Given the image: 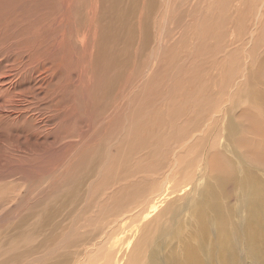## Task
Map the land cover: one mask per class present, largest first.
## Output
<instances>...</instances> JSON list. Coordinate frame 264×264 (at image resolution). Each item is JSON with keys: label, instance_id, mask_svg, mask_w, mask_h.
<instances>
[{"label": "rangeland", "instance_id": "obj_1", "mask_svg": "<svg viewBox=\"0 0 264 264\" xmlns=\"http://www.w3.org/2000/svg\"><path fill=\"white\" fill-rule=\"evenodd\" d=\"M135 1V40L127 24L105 45L100 0H0V264H171L199 245L194 201L224 166L213 154L264 183V0H155L144 46ZM207 224L201 260L224 264ZM245 230L231 263L261 264Z\"/></svg>", "mask_w": 264, "mask_h": 264}, {"label": "bare ground", "instance_id": "obj_2", "mask_svg": "<svg viewBox=\"0 0 264 264\" xmlns=\"http://www.w3.org/2000/svg\"><path fill=\"white\" fill-rule=\"evenodd\" d=\"M100 1H101L100 3L103 5V7L101 5L102 8L101 16H99L100 19L99 23H101L102 25L100 40L105 45L109 43L114 44L119 40L121 35H125L124 33L121 32L123 30H128L127 24H129L130 19L135 18V13L137 11L135 9H137L139 5L137 1L132 0L133 1L132 4H130L128 8L124 11L122 10L121 7V3L123 2L122 0H100ZM103 1H106L105 5ZM143 4H144L143 7L144 18L141 16L139 18V24H138L139 36L141 37L140 38L141 46H144L148 39L149 25H148V21L145 20V17L152 13L156 5L155 0H144ZM96 6L97 4H95V8L93 12L97 13ZM105 6L110 8H106ZM122 12L124 14H122ZM93 16H96V14L94 13ZM129 25H130V31L128 33V44H131L132 41H134L136 38L135 28L137 26L136 23L134 24V26L131 23ZM101 52L102 54H105V50H102ZM113 59H115V57L112 58L110 61H112ZM111 63L114 64L115 61H112ZM119 63H123L124 65L125 59L124 60L120 59ZM2 108H4V106H2ZM4 114H5L4 116L7 117V120L8 118L11 119V117H15L14 115L15 113L9 114V112L8 113L4 112ZM17 118H18L17 120H19V117ZM230 129L231 130L228 133V137L231 140H235L238 136L237 128H235L234 126L233 127L230 126ZM0 132H5V130L1 127ZM12 139L11 141H13ZM22 148L24 149L25 147ZM235 154L239 157V159L244 158L241 157L238 153ZM47 155H49V153H47ZM217 161L219 162L222 161L224 166L216 168L212 180L207 184L208 186H206L203 189L201 195H199L200 199H198V196L196 195L194 201V215L196 217V220L200 228V231L196 234L199 239V245L194 246L190 243H185L183 245V252L178 259H176V250L171 254V258H170L171 264H205L201 260V255L199 254L198 248L203 247V245L206 243V240L212 234L211 233L212 229H210L207 224L208 217H211L215 222V230H216L214 231L217 242L216 243L217 253L210 254V257L212 259H214L215 255H218V257L221 259V261L224 264H236L231 262L234 259L233 257L235 256V252L239 246H236L234 249L233 248L229 249V246L234 243L236 238L238 239L237 235L241 234V232L246 228L244 232V236L243 238L241 237L239 239V242L243 243V246L246 247V250L248 251L250 256H252L255 260L259 261L261 264H264V183H262L258 178V176L251 171H248L246 173L247 175L243 178V180H239L236 174V170L232 165V161L227 159L225 155L221 153L213 154V163ZM25 163L22 164V168L23 170L27 169L29 171L26 173L25 170L26 174L36 173L35 170L38 167L34 166L33 162L31 164L30 163L25 164ZM39 170L42 171L43 169L39 168ZM231 183L234 185H239L241 187L243 194L241 197H239V201H243V204H245V209H246L245 212L237 211L234 213L235 217L237 218L242 217V220H238L237 227L232 225V213H229V209L227 208V203L234 196V193L232 194L230 187ZM170 188H171V178L170 176H168L167 180H165L160 185V187H158L155 190V193L153 195L151 194L152 196L150 197V203L154 202V204H157L162 198H164L165 193L169 191ZM152 207L154 209L157 208V206L155 205H153ZM144 211L145 210L143 209L142 212ZM173 235H176V230L174 231Z\"/></svg>", "mask_w": 264, "mask_h": 264}]
</instances>
